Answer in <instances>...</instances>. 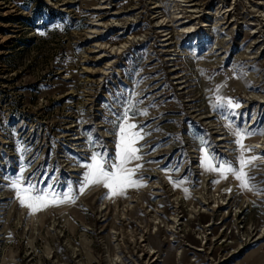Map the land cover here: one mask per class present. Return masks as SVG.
I'll return each instance as SVG.
<instances>
[{"label":"rangeland","instance_id":"1","mask_svg":"<svg viewBox=\"0 0 264 264\" xmlns=\"http://www.w3.org/2000/svg\"><path fill=\"white\" fill-rule=\"evenodd\" d=\"M185 1L0 0V264H264V0ZM126 110L140 186L81 193ZM21 174L74 202L33 212Z\"/></svg>","mask_w":264,"mask_h":264},{"label":"snow or ice","instance_id":"2","mask_svg":"<svg viewBox=\"0 0 264 264\" xmlns=\"http://www.w3.org/2000/svg\"><path fill=\"white\" fill-rule=\"evenodd\" d=\"M219 91V89H218ZM220 99L219 97L217 98ZM228 105H232V100L229 99L227 101ZM223 106V105H217ZM238 107L239 105H235ZM142 114H146L142 113ZM127 110L124 113V124L117 125L119 127V143L117 144V152L115 156V160L118 163H108L107 161L102 163L97 160L96 155L92 156V163L85 165L88 171L84 175L83 187L80 189L81 193L84 188L89 185H100L106 189H109L111 195L123 194L125 187H133L140 186L137 181L131 179L135 169H129L126 167L129 162L133 160H138L140 157L137 155L138 149L134 146L135 139L138 136L137 133L130 132V129L136 127L133 124L127 123ZM255 135L257 134L256 130L247 131L244 130L242 133L240 130L235 132V135L243 138V135ZM260 134H264L261 132ZM237 144H240L241 149L243 150V144L241 140L238 139L236 141ZM252 159H255L253 157ZM251 161H246L241 154L239 158V169L234 168L229 165L225 168L223 165L220 167V172L223 178H227L226 173H231L238 181H241V185L244 188H249L248 180L252 179L251 177H247V174L244 172V167L250 163ZM108 164L106 167L105 164ZM139 167V165L137 166ZM209 170H217L214 168H210ZM35 175V174H34ZM11 181L10 186L16 190L17 198L22 206H26L31 209L33 212L39 211L43 208H46L52 204L65 203V202H74V199L70 196L71 188H69V192L63 193V199H57L56 195L52 191V185L48 184L45 188L39 187L38 184L32 182V178L30 177L26 186L22 184L24 181V177L21 175L15 177H8ZM49 180L52 178L49 177Z\"/></svg>","mask_w":264,"mask_h":264},{"label":"bare ground","instance_id":"3","mask_svg":"<svg viewBox=\"0 0 264 264\" xmlns=\"http://www.w3.org/2000/svg\"><path fill=\"white\" fill-rule=\"evenodd\" d=\"M179 2H182V3H185L184 4V6H185V8L187 7V8H190V7H193V6H195V5H189V4H186L188 1H185V0H178ZM190 3V2H189ZM181 5V4H180ZM156 8H158V7H156ZM155 9V8H154ZM178 9H180L179 7H178ZM189 10V9H188ZM223 10H224V8H223ZM196 11V10H195ZM195 11H193V10H191L190 9V11H186V12H195ZM181 12V11H180ZM179 12V13H180ZM183 12V11H182ZM226 12V11H225ZM160 13V12H159ZM178 13V14H179ZM210 14H211V12H209ZM161 14V13H160ZM159 14V15H160ZM181 14V13H180ZM186 14V13H185ZM214 15V14H213ZM181 16V15H180ZM196 15H194V13H193V15H192V18H190L191 20H188V22H181L180 23V25H179V27L180 28H182V31L185 33V35L186 34H189L190 32H191V30H192V28H193V26H191L192 25V21H194V20H196L197 19V17H195ZM179 17V16H178ZM182 17V16H181ZM190 17V16H189ZM194 17V18H193ZM188 17H186V19H187ZM213 18V17H212ZM178 20V19H177ZM180 20H182V18L180 19ZM179 20V21H180ZM184 20V19H183ZM185 21V20H184ZM169 23V22H168ZM179 23V22H178ZM163 25V24H162ZM164 26H168V24L167 25H164ZM206 27L207 26H209V25H205ZM178 27V28H179ZM160 29L161 28H163V26H160L159 27ZM171 40V38H169V39H165L164 41L165 42H168L167 44L169 45V44H171V42H169ZM100 47H103L101 50H104V47L106 48L107 46H106V44L103 46L102 44H100L99 45ZM121 48H123L122 46L121 47H112V46H109V49H111V51H112V54H117L119 51H121ZM103 58H105V56H103V57H101L100 58V60H103ZM261 146V145H260ZM263 146V145H262ZM264 158V157H263ZM260 163H262V162H258L257 164H260ZM246 189V188H245ZM248 189V188H247ZM212 196H210V198H211ZM214 198V197H213ZM208 201V200H207ZM216 207V206H215ZM210 210H213L212 208H210ZM209 215H211V213L209 214Z\"/></svg>","mask_w":264,"mask_h":264}]
</instances>
